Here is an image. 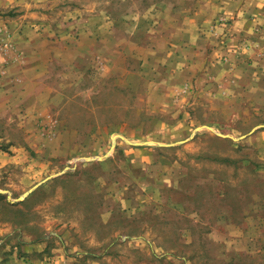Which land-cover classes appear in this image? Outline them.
Returning a JSON list of instances; mask_svg holds the SVG:
<instances>
[{
    "label": "crops",
    "instance_id": "1",
    "mask_svg": "<svg viewBox=\"0 0 264 264\" xmlns=\"http://www.w3.org/2000/svg\"><path fill=\"white\" fill-rule=\"evenodd\" d=\"M93 3L0 0V43L3 39L12 45L6 52L0 46V174L5 172L0 175V264L71 260L60 249L41 256L46 249L43 227L34 232L22 229L14 219L22 206L10 200L24 182L37 176L31 175V163L41 162L45 152L40 154L31 138L39 133V125L52 123L57 103L108 97L112 83L121 97L132 98L135 113L152 119L144 132L134 129L150 136L147 141L139 134L140 142L121 136L140 153L138 161L126 159L128 183L118 189L121 193L110 192L109 186L90 191L91 199L102 202L116 195L115 206L81 207L83 213L91 209L126 215L133 208L135 219L145 207L157 212L163 194L169 195L165 202L170 208L207 187L213 197H224L228 181L201 168L206 163L231 166L232 159L218 153L207 156L201 138L207 134L206 144L234 152L264 147V141H250L264 131L263 120L241 128L248 119L264 118V0H101L96 8ZM202 108L211 114L224 111L220 119L230 123V134L222 135L231 138L216 132L223 120L197 116ZM65 137L59 135L60 145ZM50 144L42 150L52 151ZM190 145L204 146L194 165L176 155ZM31 149H37V159L30 158ZM89 166L99 169L104 161ZM187 179L192 186L182 184ZM131 191L134 195L127 196Z\"/></svg>",
    "mask_w": 264,
    "mask_h": 264
},
{
    "label": "rangeland",
    "instance_id": "2",
    "mask_svg": "<svg viewBox=\"0 0 264 264\" xmlns=\"http://www.w3.org/2000/svg\"><path fill=\"white\" fill-rule=\"evenodd\" d=\"M100 3L101 0H94L93 5L96 8ZM107 94L108 97L95 98L93 102L79 97L57 103L52 123L39 125V133L32 135V142L40 148V154L45 152V156L40 157L41 162L31 163V175L36 173L37 176L30 183L24 182L10 200L16 201L19 195L39 184L25 201L15 203L21 205L22 210H15L14 219L21 222L22 229L31 232L43 227L46 234L41 240L46 243V249L40 255L52 256L60 249L62 255L71 259L69 264H264V147L259 150L247 146V150L238 152L225 146L216 149L206 144L209 135L205 134V139L201 138L205 147L190 145L184 153L176 152L190 165L196 164L195 157L203 147L207 156L218 153L231 158V166L206 163L201 168V172L228 181L224 197H213L211 187H207L206 191L189 195L180 205L168 208L165 200L169 195L163 194L157 212L149 213V208L145 207L146 212L135 219L133 208L127 210L126 215L112 211L97 214L91 209L87 213L80 211L81 207L99 204L114 207L118 199L116 192L128 183L126 159L138 161L135 158L140 153L120 136L131 142L139 141L138 134L143 141L150 138L142 132L134 133V129L147 130L152 119L145 117L146 113H135L132 98L121 97L112 83ZM196 114L201 118L205 116V120H223L218 123L216 132L230 134V123L220 119L224 118V111L221 115L211 114L210 110L202 108ZM259 120L264 121V118L248 119L247 125L241 128L249 129ZM201 131L212 134L206 129ZM61 134L66 137L60 145L57 139ZM201 140L197 141L201 143ZM250 141H264V131L256 133ZM44 144L54 148L42 150L48 147ZM36 152L37 149H31V159H37ZM141 154L147 155L144 151ZM98 157L102 158L104 166L99 169L89 166L90 163L98 164V160H90ZM239 161H244V165ZM100 169L106 173L103 175ZM56 175L59 176L52 177ZM96 180L98 184L93 183ZM17 181L14 183L21 185ZM192 183L187 179L182 184L187 187ZM106 186L110 192H115V199L102 202L90 198V191H102L101 187ZM134 193L131 191L127 196ZM80 251L83 253L77 257Z\"/></svg>",
    "mask_w": 264,
    "mask_h": 264
},
{
    "label": "water",
    "instance_id": "3",
    "mask_svg": "<svg viewBox=\"0 0 264 264\" xmlns=\"http://www.w3.org/2000/svg\"><path fill=\"white\" fill-rule=\"evenodd\" d=\"M207 128H209V127H207ZM218 135L221 136V137H225V138H231L229 135H222V134H218ZM120 138L123 139L121 136H120ZM123 140H124V139H123ZM124 141H126L127 143H129L127 140H124ZM133 145H140V144L134 143ZM114 146H115V140L113 139V141H112V147H114ZM90 160H93V161H96V160L101 161L102 158H99V157H98V158H92V159H90ZM36 187H38V185L35 186L33 189L29 190L28 192H26L25 194H23L22 196H20L15 202H22V201H24V199H25L30 193H32V191H33Z\"/></svg>",
    "mask_w": 264,
    "mask_h": 264
},
{
    "label": "built area",
    "instance_id": "4",
    "mask_svg": "<svg viewBox=\"0 0 264 264\" xmlns=\"http://www.w3.org/2000/svg\"><path fill=\"white\" fill-rule=\"evenodd\" d=\"M1 46H2V49L4 52H6L8 49L12 48V45L10 43H7V42H2Z\"/></svg>",
    "mask_w": 264,
    "mask_h": 264
}]
</instances>
